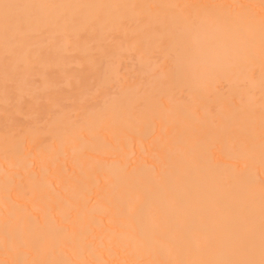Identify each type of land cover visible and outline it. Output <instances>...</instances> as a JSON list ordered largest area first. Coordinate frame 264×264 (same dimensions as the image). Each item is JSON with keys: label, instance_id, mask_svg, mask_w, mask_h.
Returning <instances> with one entry per match:
<instances>
[{"label": "bare ground", "instance_id": "6f19581e", "mask_svg": "<svg viewBox=\"0 0 264 264\" xmlns=\"http://www.w3.org/2000/svg\"><path fill=\"white\" fill-rule=\"evenodd\" d=\"M259 4L0 0V264L259 261Z\"/></svg>", "mask_w": 264, "mask_h": 264}, {"label": "snow or ice", "instance_id": "6c2138e0", "mask_svg": "<svg viewBox=\"0 0 264 264\" xmlns=\"http://www.w3.org/2000/svg\"><path fill=\"white\" fill-rule=\"evenodd\" d=\"M5 9L12 7V5H9L7 3H4L2 5ZM170 7H176V8H193V7H223L219 5H213V6H194V5H172ZM228 7H234L239 8L242 10L241 16L251 19L252 13L251 9L255 8V5H233ZM260 9V34H261V45H262V51H264V0H260L259 4ZM5 31L6 34L8 32V26H9V20L10 18L8 16H5ZM6 83V87H7ZM262 166H264V150H262V160H261ZM145 212L144 208H137L134 205H129L125 209V216L130 221L137 219L139 216L143 215ZM17 242L9 241L8 242V250H11L13 247H15ZM260 259L259 261H256L254 259H244V260H210V261H202V262H195V264H264V187H262V208H261V253H260ZM180 264H185V262H180Z\"/></svg>", "mask_w": 264, "mask_h": 264}]
</instances>
